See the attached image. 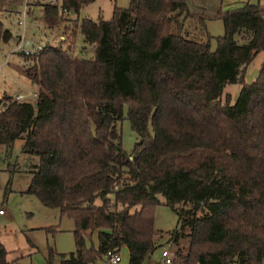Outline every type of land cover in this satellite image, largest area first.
Wrapping results in <instances>:
<instances>
[{
  "label": "trees",
  "instance_id": "16d2710c",
  "mask_svg": "<svg viewBox=\"0 0 264 264\" xmlns=\"http://www.w3.org/2000/svg\"><path fill=\"white\" fill-rule=\"evenodd\" d=\"M93 1L40 11L59 20ZM213 20L223 35L210 51L204 25ZM77 29L89 58L71 52L73 31L70 43L23 58L33 104L0 100V146L21 140V153L37 159L25 192L73 223L74 252L59 264H94L121 249L127 264H144L157 248L158 196L189 229L172 264H262L264 5L222 11L221 0H129L110 20L83 19ZM9 39L0 22V42ZM258 54L257 76L244 84ZM233 84L234 102L221 104ZM123 107L136 138L129 155L117 131ZM178 237L174 230L168 240L176 246ZM5 256L0 244V264Z\"/></svg>",
  "mask_w": 264,
  "mask_h": 264
},
{
  "label": "rangeland",
  "instance_id": "374dc122",
  "mask_svg": "<svg viewBox=\"0 0 264 264\" xmlns=\"http://www.w3.org/2000/svg\"><path fill=\"white\" fill-rule=\"evenodd\" d=\"M128 3L129 0H94L82 8L78 14L63 15L61 19L56 20L44 17L40 6L55 5L59 9L60 0L0 1V22L10 34V39L6 43L0 42V100L3 96H10L12 99L20 96V102L33 104L35 101V87L20 75L23 58L16 49L18 42L25 50L31 47L53 46L61 40L68 44L70 43L69 35L75 31L71 52L77 58H89L90 50L81 51L82 37L78 29L75 30L76 26L83 19L92 22L108 21L114 8L125 9ZM244 4L262 7L264 0H221V10H233ZM22 11L25 15L23 30L17 26V22L21 21ZM26 12L30 14L27 15ZM184 24L186 27L189 24L195 27L190 21ZM204 33L210 38L209 50L214 51L215 39L223 35L221 21H207L204 25ZM261 59V54L256 55L246 67L243 75L244 84H250L255 80ZM239 88L237 84L225 86L220 103L229 102L231 105ZM226 95L229 101H225ZM122 114L123 120L117 124V131L120 135V148L129 155L136 138L125 118L126 107H123ZM21 146V140L14 141L9 150L0 146V209L2 211L0 244L6 252L5 262L7 264H59L60 255L74 252L71 233L73 223L69 217L60 214L58 209L42 205L34 195L25 192L30 180V166L35 165L37 159L23 155ZM126 183L123 180L120 186ZM158 201L151 212V227L155 233L154 242L157 248L144 261V264H161L159 255L162 250L170 253L174 261V252L177 249H186L189 242V229L178 228L174 212L164 204L161 196H158ZM174 230H177L179 235L176 246L168 240L169 234ZM92 242L95 246L94 237ZM50 250L53 255L49 258ZM125 253V249L119 251V264H127ZM94 264H106V262L101 259Z\"/></svg>",
  "mask_w": 264,
  "mask_h": 264
},
{
  "label": "built area",
  "instance_id": "2783aa9c",
  "mask_svg": "<svg viewBox=\"0 0 264 264\" xmlns=\"http://www.w3.org/2000/svg\"><path fill=\"white\" fill-rule=\"evenodd\" d=\"M24 12L22 11L21 13V21L17 22V26H20L23 30V26H24ZM16 49L19 51L21 58L24 57H28L31 55H35L37 54L41 48L40 47H31V49L29 50H25L21 48L20 42H18ZM23 66H26V62H22ZM15 101H19L20 100V96H15L14 97ZM2 213L1 209H0V214ZM160 260H161V264H172V255L170 253H168L165 250H162L160 252ZM103 259L105 260L106 264H118L120 262V257L117 253L111 251V250H107L104 255H103Z\"/></svg>",
  "mask_w": 264,
  "mask_h": 264
},
{
  "label": "crops",
  "instance_id": "0c3cea01",
  "mask_svg": "<svg viewBox=\"0 0 264 264\" xmlns=\"http://www.w3.org/2000/svg\"><path fill=\"white\" fill-rule=\"evenodd\" d=\"M60 39H61V38H60ZM34 95H35V94H34ZM1 214H2V213H1ZM125 250H126V249H125ZM125 254H126V257H128V255H127V251H126V253H125ZM119 263H120V262H119ZM119 263H118V264H119Z\"/></svg>",
  "mask_w": 264,
  "mask_h": 264
}]
</instances>
